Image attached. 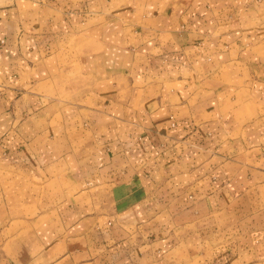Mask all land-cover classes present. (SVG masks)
Returning <instances> with one entry per match:
<instances>
[{"label": "crops", "instance_id": "1", "mask_svg": "<svg viewBox=\"0 0 264 264\" xmlns=\"http://www.w3.org/2000/svg\"><path fill=\"white\" fill-rule=\"evenodd\" d=\"M0 264H264V0H0Z\"/></svg>", "mask_w": 264, "mask_h": 264}]
</instances>
